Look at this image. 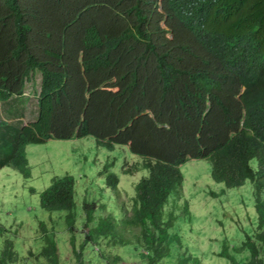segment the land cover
<instances>
[{
	"label": "trees",
	"instance_id": "obj_1",
	"mask_svg": "<svg viewBox=\"0 0 264 264\" xmlns=\"http://www.w3.org/2000/svg\"><path fill=\"white\" fill-rule=\"evenodd\" d=\"M80 1L32 0L21 7L28 17L52 19L57 27L76 33ZM21 16L14 0L0 1V56L25 39L26 24ZM152 17L155 30L164 22L177 38L170 53L155 54L146 44L142 22ZM130 20L133 25L102 29V45L81 61L75 55L52 88L57 92L52 100L59 113L58 137L73 136L80 125L78 135L94 134L125 143L130 152L144 156L143 162L129 169L145 170L128 190L130 204L120 200L117 176L108 171L113 166L108 167L110 163L90 180L85 173L53 177L49 187L39 193L38 203V186L28 181L16 193L20 199L15 206L0 202V264H203V257L213 259L209 253L181 252L182 223L184 217L193 215L186 201L178 203L185 184L178 165L196 152L197 140L190 131L178 132L194 129L184 123L179 88L191 74H201L198 56L202 50L207 48L210 54L213 44L224 39L232 42L245 24L264 22V0H140L126 7L123 23ZM223 54L219 49L216 58ZM111 75L119 81L105 83ZM167 100L176 103L163 113ZM146 111L153 113L155 121L140 115L129 124L131 118ZM157 123H168L169 129ZM13 151L11 142L0 141V163L10 159ZM93 168L91 163L88 170ZM48 169L52 175L56 173L52 164ZM211 173L221 193L242 190L251 206L244 218L240 214L229 217L238 226L235 237H222V253L213 264H264V165L254 171L229 156ZM27 201L32 205L29 211L25 210ZM27 213L36 219L31 229L36 235L26 240L19 231L22 223L16 222ZM217 218L225 225L223 218ZM242 220L247 221L245 226ZM60 233L68 234L64 246ZM26 242L31 246L21 254Z\"/></svg>",
	"mask_w": 264,
	"mask_h": 264
},
{
	"label": "clouds",
	"instance_id": "obj_2",
	"mask_svg": "<svg viewBox=\"0 0 264 264\" xmlns=\"http://www.w3.org/2000/svg\"><path fill=\"white\" fill-rule=\"evenodd\" d=\"M0 1L3 3V0ZM14 1L18 4L22 15L20 18L24 19L26 27L23 28L25 39H19L0 56V141L11 142L14 146L11 158L0 163V179L7 181L18 178L23 183L28 177L37 179L32 161L41 156L49 157L44 151L46 141L76 139L75 144L83 141L81 138L91 136L95 140L94 155L89 152L88 146L84 156L80 157L75 154L72 146L73 155L77 157L75 168H81L78 174L85 173L90 180L97 170L110 163L108 167L113 166L108 171H113L117 176L115 187L120 194L122 176L133 177L140 174L139 172L145 173V170H129L137 162H143L144 156L130 152L125 143L99 139L94 134L78 135L80 125L73 136L58 137L59 113L57 104L52 100L57 92L52 88L65 75L67 66L73 63L75 55L81 61L91 49L102 45V29L133 25L132 20L123 23L125 10L128 5L137 4L140 0H81L76 12V33L57 27L52 19L26 16L27 12L21 6L31 4L32 0ZM153 6L150 7L152 15ZM159 9L166 18L167 13L161 5ZM159 26V29H154L153 17L147 22L143 21L144 40L155 54L170 53L176 46L177 38L164 22H160ZM213 45L215 49L210 54L207 48L202 50V45L198 56L201 74H191L179 88L184 101V123L192 125L194 129L183 128L178 132H192L197 140V150L189 155L188 160L180 163L178 168L185 184L188 176L193 180L195 176L200 179L205 177L220 188V194H225L221 193V186L212 181L211 172L216 165L229 156L245 166L250 165L254 171H258L260 164L264 165V22L247 23L241 33L233 37L232 42L224 39ZM219 49L224 54L217 59ZM198 75H201V80H198ZM117 81L118 77L111 75L105 83ZM174 103L176 102L167 100L163 113L169 112ZM140 115H149L155 121L153 113L146 111L131 118L129 124ZM83 120L82 115L81 124ZM157 125L169 129L168 123ZM116 147L125 148L130 156H137V161L125 169V157L123 160L121 155L109 158V155L116 154ZM101 152L108 157L100 168L96 157ZM120 162L122 165H119ZM186 162V170L183 172L181 167ZM89 163L94 164L91 171L88 170ZM50 176L52 174L47 173V179ZM233 191L236 193L241 190ZM210 194L211 203L215 206L219 202L216 199L218 194L212 190ZM236 214H240L239 210L228 206L223 207L216 218ZM192 220L193 217H184L181 233H188L187 227ZM237 228L238 226L235 229ZM221 241L222 238L216 241L217 257L222 253ZM192 246L196 249L191 250ZM197 251L200 252L195 243L182 241L181 252L193 255L192 252ZM204 259L210 257H203L202 263Z\"/></svg>",
	"mask_w": 264,
	"mask_h": 264
},
{
	"label": "rangeland",
	"instance_id": "obj_3",
	"mask_svg": "<svg viewBox=\"0 0 264 264\" xmlns=\"http://www.w3.org/2000/svg\"><path fill=\"white\" fill-rule=\"evenodd\" d=\"M83 141H79L74 144V141L76 140H59V141H46L44 143V151L47 152V156H41L39 158H36L32 161V163L35 166L36 172H35V178H26L28 180L23 183L22 180L18 178H12L10 180H1L0 179V202L3 206H15L16 203H18L20 199V195H16V193H19L21 190L20 188H23L27 185L28 181H31L32 183H36L38 186V193L36 195L37 203H38V195L39 193L44 190L52 181L53 177L55 176H61L65 174H78V172L81 171V168H75L77 157H74L73 150L71 149L73 146V149L75 151L76 155H79L80 157H83L85 152L88 149L89 146V152L93 154V149L95 146V140L93 137L88 136L81 138ZM74 144V145H73ZM88 144V145H87ZM116 155L122 156V160L125 157L127 159V163L125 164V169H128L131 164L135 163L137 161V156L132 155L130 156V153L122 147H116V154L114 156H110V159H113ZM107 157L102 152L98 154L96 157V161L98 162L99 167L101 168L104 163L107 160ZM31 159V157H30ZM52 161V163H51ZM199 162V161H197ZM50 164L53 165L54 169L56 170V173L52 176H50L49 179H47V174L43 175L44 173H50V169L48 167ZM96 163V165H98ZM186 164L187 162L181 167L182 171L185 172L186 170ZM119 165H122L120 162ZM33 169V166L31 167ZM191 170V169H190ZM141 175L143 172H139ZM137 174L136 176H122L120 180V200L125 201L128 205L130 204V193H128V190H130V187L135 182L136 178L140 175ZM43 175V176H42ZM42 176V177H41ZM41 177V178H40ZM40 178V179H39ZM39 179V180H38ZM46 182V185H42ZM23 183V184H22ZM15 185V187H10L11 185ZM22 184V185H21ZM21 185V186H18ZM183 194L184 198L179 202L181 204L184 200L187 201L189 209L193 215V220L190 221V225L187 227L188 233L183 231L182 238L183 240H189L193 243H195L198 247L200 252L199 253H209L210 256L213 257L212 260L210 259H204L203 264H213L217 260V246L216 241L220 240L224 235H227L229 238L235 237V231L237 225L234 224V222L231 220L230 215H227L223 218L225 225H223L215 216L221 214V209L223 207H228L229 205H232L233 208L238 209L240 212L241 217H245L247 212L251 210V206L248 203V200H245L248 194H244V192L241 190L239 192H236L234 194H220V188L216 185H214L209 180L205 179L203 177L202 179L197 178L195 176V179H191L190 176L187 178V182L185 186L183 187ZM215 191L218 196L216 199L219 201L216 203L215 206H213V203H211V194L210 191ZM27 195L30 196L29 191H26ZM128 193V194H127ZM243 194V195H242ZM244 196V198H243ZM206 203H208L206 205ZM27 208L25 207V210H31V204L29 201L26 202ZM207 207V208H205ZM3 207L0 206V209ZM19 220L16 222L22 223V226L19 228L20 235L25 237L27 240L29 236L31 239L35 237V232L32 231L33 223L35 224L36 219L33 218L29 213L26 215L23 214L19 218ZM247 224V221L242 220L241 225L245 226ZM68 234L60 233V245L64 246L68 242ZM236 240H238L236 238ZM31 246L30 243H22V250L21 254H25L28 250V248ZM143 253L146 254L148 251L146 249L143 250ZM65 249L62 250V257H65ZM18 264H24V263H18ZM27 264V263H25Z\"/></svg>",
	"mask_w": 264,
	"mask_h": 264
}]
</instances>
